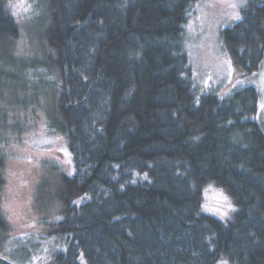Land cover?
<instances>
[{"label": "trees", "instance_id": "trees-1", "mask_svg": "<svg viewBox=\"0 0 264 264\" xmlns=\"http://www.w3.org/2000/svg\"><path fill=\"white\" fill-rule=\"evenodd\" d=\"M202 1L45 0L42 55L26 63L0 0V95L51 93L48 129L73 158L71 174L51 171L61 212L49 264H264L261 94L195 83L185 32ZM240 16L221 40L250 78L264 66V0ZM208 184L232 197L231 219L202 212ZM9 232L0 208V264L26 263L37 246L12 247Z\"/></svg>", "mask_w": 264, "mask_h": 264}, {"label": "rangeland", "instance_id": "rangeland-1", "mask_svg": "<svg viewBox=\"0 0 264 264\" xmlns=\"http://www.w3.org/2000/svg\"><path fill=\"white\" fill-rule=\"evenodd\" d=\"M7 1L20 27L14 55L21 61L33 63L42 55V8L46 2ZM247 2L249 0H203L186 26L185 47L195 83L202 89L218 85L224 94L232 88L257 85L262 101L260 116L264 121V66L254 77H240L221 40V30L236 20V14L240 15ZM31 81L29 79V83ZM50 99L51 93L41 88L33 91L30 84L14 96L10 90L0 95V153L6 157L0 208L10 229L8 244L13 247L20 242L37 246L31 258L22 264H49L48 249L54 241L51 228L61 212L59 200L49 198L58 187V178L51 171L55 167L69 174L73 171V158L65 138L54 134L47 126L46 109ZM236 209L225 189L214 184L204 187L202 212L229 220Z\"/></svg>", "mask_w": 264, "mask_h": 264}, {"label": "snow or ice", "instance_id": "snow-or-ice-1", "mask_svg": "<svg viewBox=\"0 0 264 264\" xmlns=\"http://www.w3.org/2000/svg\"><path fill=\"white\" fill-rule=\"evenodd\" d=\"M233 7H236V5H233ZM235 18L238 19V20L241 19V16L239 15V13L236 14V17ZM225 200L227 201V197H225ZM233 210H235V209H233ZM219 264H227V261L221 260L219 262Z\"/></svg>", "mask_w": 264, "mask_h": 264}]
</instances>
